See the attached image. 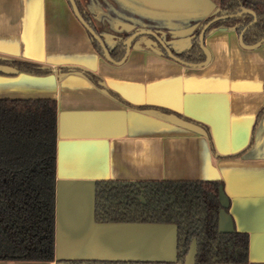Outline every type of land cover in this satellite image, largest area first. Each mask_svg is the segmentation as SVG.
<instances>
[{
	"label": "crops",
	"instance_id": "0c3cea01",
	"mask_svg": "<svg viewBox=\"0 0 264 264\" xmlns=\"http://www.w3.org/2000/svg\"><path fill=\"white\" fill-rule=\"evenodd\" d=\"M149 1L155 3V13L163 11L158 5L162 0ZM145 2L136 0L128 7V12L144 15L141 20L132 15L101 19L119 32L148 19L160 20L146 15ZM170 21L183 22L182 27L194 22ZM205 45L210 58L200 67L177 63L138 41L122 63L113 64L93 48L64 0H0V56L53 69L46 75L0 74V98L56 100V260H172V225L94 222V181L199 179L223 182L220 200L228 211H220L219 227L246 232L245 264H264V113L243 154L216 156L237 153L249 143L264 105V43L248 49L240 45L234 30L216 29ZM60 66L89 69L132 105L165 108L196 123L155 109L127 107L82 75L61 74ZM198 124L209 128L216 154Z\"/></svg>",
	"mask_w": 264,
	"mask_h": 264
},
{
	"label": "trees",
	"instance_id": "16d2710c",
	"mask_svg": "<svg viewBox=\"0 0 264 264\" xmlns=\"http://www.w3.org/2000/svg\"><path fill=\"white\" fill-rule=\"evenodd\" d=\"M243 6L253 10L256 22L245 32L243 40L251 44L264 36V0H219L222 10ZM246 14L210 26L245 25ZM210 30V29H209ZM199 31V30H198ZM89 35V34H88ZM93 48L100 54L95 40ZM114 60L123 51L118 46L109 50ZM160 54L167 57L162 50ZM189 62L203 60L198 45L175 53ZM0 66L34 75L53 72L51 67L30 61L0 57ZM61 74L77 73L108 96L136 110L155 109L194 122L165 108L132 105L103 82L95 72L79 66H60ZM264 105L257 113L249 143L231 155L216 154L209 128L200 125L211 151L217 157H237L253 143L254 132ZM57 105L52 98H0V260L54 261L55 177H56ZM196 123V122H194ZM221 180L99 179L94 182L93 217L96 222L171 223L176 226V257L180 262L190 240L197 239L196 264H245L248 262L249 236L246 232L220 230V211H228L220 201ZM63 264H175L167 261L64 259Z\"/></svg>",
	"mask_w": 264,
	"mask_h": 264
},
{
	"label": "water",
	"instance_id": "95a60500",
	"mask_svg": "<svg viewBox=\"0 0 264 264\" xmlns=\"http://www.w3.org/2000/svg\"><path fill=\"white\" fill-rule=\"evenodd\" d=\"M71 10L76 17V19L79 21V23L84 27L86 32L96 41L98 44L99 50L101 52L102 57L113 64H120L122 63L129 50L131 47L132 41L139 35H153L160 43L161 47L164 50V53L166 56L173 60L176 61L177 63H180L182 65L186 66H191V67H200L205 65L210 58V53L207 47L204 45V32L208 25L212 23L213 21L219 20V19H225V18H231V17H236L240 16L242 14L249 13L253 16L252 21H250L246 26L242 28V30L239 33L238 40L241 46L248 48V49H253L264 43V37L259 39L253 44H245L243 42V34L246 31V29L251 26L255 21H256V14L249 9L241 7V10L235 12V13H229V14H222L219 16H214L210 21H208L206 24H204L200 30L199 36H198V44L203 53L205 54V59L199 62H189L186 60L181 59L177 55H175L171 49L165 44V42L156 35V33L150 29L148 30H140L136 31L133 34H131L125 43L124 47V53L123 56L119 60H114L109 53L108 47L102 40L101 36L93 29V27L90 25L88 21H86L82 15L80 14L78 7L75 3L74 0H68ZM152 5H155V3H152L151 1L147 0ZM159 6L164 8L162 12L155 13L154 11L151 12L150 15L152 18L157 17L161 18L162 20H170V19H178V20H186V21H193L190 25L186 27H176V29H170V32L175 36V37H182V36H188L191 34L195 28L198 26L199 22L201 19L206 18L208 15H210L214 10H215V5L210 1V0H162V3H158ZM146 11V9H144ZM143 10V11H144ZM159 52V51H158ZM1 57V56H0ZM8 68V67H7ZM10 69V68H8ZM2 70V69H0ZM2 71H12L10 70H2ZM96 181V180H95ZM94 181V182H95ZM93 204H94V187H93V202H92V215H93ZM94 220V217H93ZM94 222H96L94 220ZM96 223H104V224H110V223H127V222H96ZM196 253H197V242L196 238H193L191 240V243L189 245L188 251L184 257V261L182 264H195V258H196ZM85 259H99V258H85Z\"/></svg>",
	"mask_w": 264,
	"mask_h": 264
},
{
	"label": "flooded vegetation",
	"instance_id": "af4514ba",
	"mask_svg": "<svg viewBox=\"0 0 264 264\" xmlns=\"http://www.w3.org/2000/svg\"><path fill=\"white\" fill-rule=\"evenodd\" d=\"M69 11L73 14L72 10H71V7H70V4L68 2V0H64ZM77 7H78V10L80 12V14L82 15V17L88 21L90 23V25L93 27V29L101 36L102 40L104 41V43L106 44V46L108 47V50L112 49L114 46H118L120 49H122L123 53H124V47H125V43L124 41H126V39L131 35L133 34L134 32L136 31H140V30H152L156 33V35L158 37H160L164 42L165 44L171 49V51L175 54V53H178L180 51H176L172 45L168 44L166 42V40H169L170 38H173L175 37L171 32L170 30H168V32L164 33L161 29H159L157 26H154L153 24V21L151 22L150 19H148L149 22H146L143 23L142 25H139V26H135L134 28H132L130 31H127V32H118L111 28V24H109L108 22H100L99 19H101L102 17L103 18H107V19H114V18H119V19H130V16L134 19H143L145 16L142 15V17L140 16V14L138 12H128V7L130 6L129 3H132V2H135L136 0H74ZM138 1V0H137ZM216 1V5H215V10L210 14L208 15L206 18L202 19L201 22H199L198 26L195 28V30L189 34L187 36V38L190 40V44L188 47H190L192 44H195V45H198V36H199V33H200V30L202 28V26L204 24H206L208 21H210L214 16H219V15H222V14H229V13H235L239 10H241V7L243 6H238L236 9L230 11V10H222L219 8V0H215ZM136 6V5H135ZM131 7V6H130ZM245 8V7H243ZM246 9H249V8H246ZM251 10V9H249ZM253 11V10H252ZM254 12V11H253ZM138 13V14H137ZM255 13V12H254ZM135 14V15H134ZM246 14H249V13H246ZM246 14H242V15H246ZM256 14V13H255ZM74 15V14H73ZM113 15V16H112ZM240 15V16H242ZM251 15V14H249ZM75 17V16H74ZM149 17V16H148ZM236 17H239V16H236ZM236 17H231V18H225V19H219V20H216V21H225L227 19H233V18H236ZM251 20L253 19V16L251 15ZM76 18V17H75ZM98 20V21H97ZM256 20H257V15H256ZM216 21H213L212 23H210L208 25V27L206 28L205 32H204V45H205V39L206 37L214 30L216 29H230V30H234V32L236 33L237 37L239 36V33L240 31L242 30V28L244 26H246L248 23H246L245 25H236V26H233V27H230L228 25H222V26H218V27H215V28H210V26H212V24ZM159 23L163 22L160 20H158ZM256 22V21H255ZM254 22V23H255ZM253 23V24H254ZM156 24V23H155ZM252 24V25H253ZM250 27V26H249ZM248 27V28H249ZM84 28V27H83ZM247 28V29H248ZM210 29V30H209ZM246 29V30H247ZM115 30V31H114ZM199 30V31H198ZM86 31V30H85ZM105 31H108L110 32V36L112 37L111 40H107L105 38V35H104V32ZM246 32V31H245ZM244 32V34H245ZM244 34H243V37H244ZM173 36V37H168V36ZM114 37H116L117 39H115ZM142 37V39H139L138 41V38ZM264 37V36H262ZM261 37V38H262ZM260 38V39H261ZM259 40V39H258ZM257 40V41H258ZM112 41V43L110 42ZM138 41V43H141V44H144V42H148V44L155 50L159 51L160 53V50L163 51L164 53V50L163 48L161 47L159 41L153 36V35H150V34H147V35H139L137 36L131 43V47L135 44V42ZM239 41V40H238ZM96 42V41H95ZM244 42V40H243ZM256 42V41H255ZM253 42V43H255ZM245 43V42H244ZM251 43V44H253ZM247 44V43H245ZM263 44V43H262ZM261 44V45H262ZM98 45V44H97ZM206 46V45H205ZM260 46V45H259ZM130 47V48H131ZM187 47V48H188ZM186 49V48H185ZM200 49V54L203 56V60L205 59V54L203 53V51L201 50V48L199 47ZM165 54V53H164ZM100 55H101V52H100ZM166 55V54H165ZM176 55V54H175ZM102 56V55H101ZM123 56V55H122ZM165 57V56H164ZM168 58V57H166ZM221 201V200H220ZM156 224H169V225H172L175 227V238H174V257L172 260H148V259H141L142 261H167V262H173L175 264H182L183 261H184V257L186 255H184L183 257V260L182 261H178L177 260V257H176V226L174 224H171V223H156ZM218 225H219V221H218ZM220 228V227H219ZM220 230H222L220 228ZM223 231H226V230H223ZM232 231V230H231ZM193 238H196V237H193ZM192 238V239H193ZM191 239V240H192ZM191 240H190V243H191ZM196 242H197V239H196ZM189 243V245H190ZM189 245H188V248H189ZM188 251V249H187ZM197 252H198V245H197ZM196 257H197V253H196ZM78 259H85V258H78ZM61 260H64V259H59V260H56L55 259V236H54V262L56 264H63V262H60ZM108 260H113V259H108ZM126 260H138V259H126ZM48 262H51V261H48ZM195 264H196V258H195Z\"/></svg>",
	"mask_w": 264,
	"mask_h": 264
},
{
	"label": "rangeland",
	"instance_id": "374dc122",
	"mask_svg": "<svg viewBox=\"0 0 264 264\" xmlns=\"http://www.w3.org/2000/svg\"><path fill=\"white\" fill-rule=\"evenodd\" d=\"M214 5H216V1L215 0H210ZM142 6L146 9V15H150L151 12H153L154 10L152 8H154V5L150 4L149 2H145V3H142ZM158 9V6L156 7ZM164 10V8H163ZM113 16V15H112ZM204 19V18H203ZM100 22H103L102 19H99ZM98 21V20H97ZM153 21V24L154 26H157L159 29H161L164 33L168 32V30L172 29V28H176L177 26L178 27H182L181 26V23L177 24V22H171L170 20H165L161 23H159L158 21H154V20H151V22ZM183 21H186V20H183ZM202 21V19L200 20V22ZM149 22V21H148ZM156 23V24H155ZM187 23V22H186ZM183 27H186V26H183ZM169 38L170 37H173V36H168ZM105 38L107 40H111V36L110 35H105ZM115 39H117L116 37H114ZM139 39H142V37L138 38V41ZM112 43V41H110ZM166 42L170 45L173 46V48L176 50V51H180L182 49H185L189 46L190 44V40L187 38V36H182V37H173V38H170L169 40H166Z\"/></svg>",
	"mask_w": 264,
	"mask_h": 264
}]
</instances>
